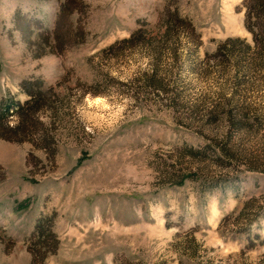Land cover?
<instances>
[{
  "label": "rangeland",
  "instance_id": "obj_1",
  "mask_svg": "<svg viewBox=\"0 0 264 264\" xmlns=\"http://www.w3.org/2000/svg\"><path fill=\"white\" fill-rule=\"evenodd\" d=\"M242 1L0 0V105L43 93L0 137V264H264V65L216 53Z\"/></svg>",
  "mask_w": 264,
  "mask_h": 264
},
{
  "label": "trees",
  "instance_id": "obj_2",
  "mask_svg": "<svg viewBox=\"0 0 264 264\" xmlns=\"http://www.w3.org/2000/svg\"><path fill=\"white\" fill-rule=\"evenodd\" d=\"M242 9L244 11L243 23L245 28L251 34L252 43H249L245 38L241 37H227L225 38L217 47L216 53L221 52L220 62L226 63L232 57L237 59V63L246 62L249 68H257L264 65V0H243ZM61 13L57 22H60L65 17L66 9H61ZM168 29L178 28V27H190V24L186 20H182L178 17L177 13H172L167 18ZM67 34V33H66ZM137 32H133L129 37L124 38L122 42L126 45H131L138 38ZM56 37L60 38V35L56 32ZM136 38V39H135ZM150 82L153 83L151 78ZM157 86H161L159 83ZM29 94V99L20 103L17 101H5L0 105V137L7 138L14 141H22L27 138L30 134L32 127L36 126V113L40 110L42 106L43 96L42 90L38 89L36 91H31L27 89ZM19 115V120L17 124L8 127L4 125L5 119L9 115ZM45 221L42 219L35 225V232L32 235V239L36 242L42 243L47 242L50 238L51 242H57L55 233L50 229L48 225L47 233L45 232ZM44 237V239H42ZM40 254V253H39ZM33 258L35 262L43 264L44 255L37 257V253H33Z\"/></svg>",
  "mask_w": 264,
  "mask_h": 264
}]
</instances>
